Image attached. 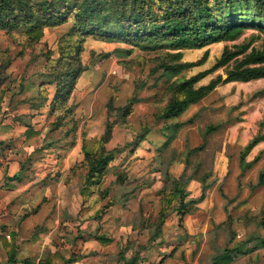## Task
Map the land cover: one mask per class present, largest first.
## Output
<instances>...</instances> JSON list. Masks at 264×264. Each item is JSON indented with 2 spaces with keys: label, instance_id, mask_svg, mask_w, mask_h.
<instances>
[{
  "label": "rangeland",
  "instance_id": "374dc122",
  "mask_svg": "<svg viewBox=\"0 0 264 264\" xmlns=\"http://www.w3.org/2000/svg\"><path fill=\"white\" fill-rule=\"evenodd\" d=\"M67 32L66 25L46 28L32 44L18 33H14L17 41L5 33L16 48L10 53L3 49L6 43L0 33V66L14 57L11 73L1 70L0 77L10 84L21 79L24 99L38 109L46 104L43 90L48 94L54 91L48 53L52 52V57L58 55L59 43ZM262 38V33L252 27L234 41L182 50V62L199 60L206 49L209 56L202 65L187 68L170 80L210 69L224 47L235 50L237 45L248 42L250 47H259ZM174 52L167 47L144 49L88 36L80 53L85 70L68 100L74 106L71 119L56 125L60 112L55 109L50 114L46 105L43 147L38 152L24 151L22 159L35 160L33 164L25 163L32 174L41 166H50V171L44 170L43 174L49 180H57L51 183L54 193L59 191V184L62 188L59 202L63 209L55 244L64 258L91 264V255L97 253L102 256H97L92 264H118V253L124 251L126 258L137 253V264H209L217 247L230 237L234 236L233 244L250 234L264 236V184L256 185L259 172L264 169V140L244 156L246 162L257 159L251 168L241 170L238 164L242 149L258 133L264 134V77L217 85L179 117L168 120L174 136L163 148L168 128L159 115L167 101L165 88L169 80L157 69L161 61L173 62ZM232 65L231 61L218 68L196 86L217 76L225 79ZM133 96L138 100L125 119H118L116 110L108 112L111 97L112 105L119 107ZM107 121L115 122L105 144L114 158L103 169L94 193L83 197L80 191L87 169L82 165V147L90 152L100 149ZM177 123L179 126L174 127ZM209 125L219 127L206 136L205 150L187 156V149L204 142L202 134ZM182 171L194 178L186 188L191 198L200 196L201 181L211 182L205 198L188 205L185 219L180 217L176 201L167 204L171 179ZM162 211L166 217L160 235L151 240ZM101 235L110 241L102 244L96 239ZM102 247L104 251L99 252ZM53 260L61 264L65 259ZM232 264H264V248L241 255Z\"/></svg>",
  "mask_w": 264,
  "mask_h": 264
},
{
  "label": "trees",
  "instance_id": "16d2710c",
  "mask_svg": "<svg viewBox=\"0 0 264 264\" xmlns=\"http://www.w3.org/2000/svg\"><path fill=\"white\" fill-rule=\"evenodd\" d=\"M66 25L68 32L59 43L58 55L52 57L48 53V66L51 70L54 91L48 103L49 113L60 112L55 118L56 125H60L66 118L72 117L73 104L68 100L80 74L85 66L80 59L85 38L92 36L96 39L124 42L133 47L157 49L167 47L176 50L171 63L161 61L158 69L167 76L165 88L166 104L160 111L159 118L164 121L167 130V140L163 148L168 147L173 139L174 131L169 130L168 120L179 117L190 105L196 104L211 93L220 83L233 81L247 82L264 77V0H0V29L9 37L17 41L14 33L26 38V43L38 41L46 28ZM255 28L262 33L263 38L259 47H250L251 42L236 46L235 50L224 47L220 58L208 70H203L189 77H178L183 70L202 65L209 56L206 49L202 57L195 62H182V50L202 49L220 41H234L241 37L246 28ZM233 65L222 79L217 76L206 84H196L207 75L220 67ZM51 84V83H50ZM138 90L135 92L137 93ZM135 93V94H136ZM43 102L48 100V93L43 90ZM114 97L109 99L107 110H116L118 119H125L132 113V107L137 102L133 96L123 106L112 105ZM110 116V115H109ZM115 122H106L105 130L100 138V149L88 151L83 148L82 165L86 167V175L80 194L87 197L94 193L93 189L100 184L103 169L114 158L113 152L105 149L110 140ZM173 126V125H172ZM179 124H174L178 127ZM219 125H209L204 133V142L186 151L187 156L205 150L206 136L214 132ZM144 136V135H143ZM140 136L139 140L143 139ZM260 140L264 134L258 133L241 151L238 164L241 170L251 168L257 161H245V154ZM1 164V161H0ZM16 174L13 178H18ZM193 178L192 174L182 171L171 179V188L167 204L177 202L180 217L188 212V205H194L205 198L210 183L202 182V193L197 198H189L186 186ZM264 184V169L259 172L256 185ZM98 200H96L97 202ZM166 214H159V224L151 234V240L159 237L161 225ZM98 218L101 214L98 213ZM182 218V217H181ZM3 245L4 238L0 237ZM101 243L110 240L105 236H97ZM230 237L223 246H218L211 255L209 264H232L237 257L264 248V236L250 234L233 243ZM53 258H61L63 264L72 259L64 258L55 252L47 254L39 264H58ZM137 253L126 258L124 251L118 253V264H137ZM16 261L15 249L8 252V263Z\"/></svg>",
  "mask_w": 264,
  "mask_h": 264
},
{
  "label": "crops",
  "instance_id": "0c3cea01",
  "mask_svg": "<svg viewBox=\"0 0 264 264\" xmlns=\"http://www.w3.org/2000/svg\"><path fill=\"white\" fill-rule=\"evenodd\" d=\"M0 33L4 35L5 31L0 29ZM2 41L6 43L3 49L7 48L9 53L16 49L7 36L4 35ZM12 60L14 61V57L6 65L0 66V71L11 73ZM23 84L21 79L10 84L7 79L0 77V237L6 242L3 245L0 239V264H39L49 252L60 254L61 250L55 242L63 209L59 202L62 188L59 184V191L54 193L51 183L57 180H49L48 175L43 174L50 166H41L32 174L31 168L25 166V163L33 164L35 160L29 162L22 159L24 151L38 152L43 147L44 124L47 119L45 112L48 108L46 105L53 93L48 94L46 104L38 109L24 99L22 92L25 89L22 90L21 87ZM77 148L76 145L74 150ZM19 173L18 178H13ZM199 190L201 195L202 188ZM188 192L186 200L191 198L190 191ZM186 215L188 216L187 213L183 214L182 219ZM103 247L99 252L104 251ZM12 249H15L16 261L8 263V252ZM96 254L91 255V264L97 256H102ZM76 262L72 260L66 264H77Z\"/></svg>",
  "mask_w": 264,
  "mask_h": 264
}]
</instances>
